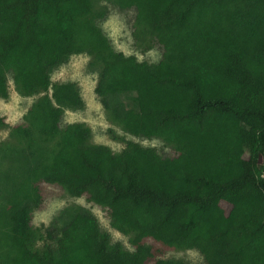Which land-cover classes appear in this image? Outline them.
I'll use <instances>...</instances> for the list:
<instances>
[{
    "label": "trees",
    "instance_id": "obj_1",
    "mask_svg": "<svg viewBox=\"0 0 264 264\" xmlns=\"http://www.w3.org/2000/svg\"><path fill=\"white\" fill-rule=\"evenodd\" d=\"M101 1L133 15L136 47H160L159 62L113 47ZM80 54L99 71L111 121L173 155L136 142L116 152L85 123H63L85 102L52 73ZM9 77L20 95H43L0 148V264H189L156 259L146 239L195 249L205 264H264V0H0V99ZM43 184L104 209L135 250L81 205L44 234L33 225Z\"/></svg>",
    "mask_w": 264,
    "mask_h": 264
},
{
    "label": "rangeland",
    "instance_id": "obj_2",
    "mask_svg": "<svg viewBox=\"0 0 264 264\" xmlns=\"http://www.w3.org/2000/svg\"><path fill=\"white\" fill-rule=\"evenodd\" d=\"M98 7L108 8V15L99 22V26L108 36L116 50L128 56L134 55L139 61L159 62L162 57V49L160 47L154 46L145 53L136 47L132 35V14L122 13L104 1L98 2ZM90 62L91 57L89 55H73L52 73L53 83L76 82L85 102V107L82 110H65L63 123H85L92 130V143L107 145L116 152L123 150L128 142H136L144 147L154 148L160 154L173 155L175 153L173 144L159 138L140 139L133 137L126 134L120 126L111 121L100 101V97L95 92L99 71L91 69ZM8 91V99H0V115L5 117L6 122L9 124L0 130V148L16 143L10 136L11 128L24 121V116L30 106L43 95L39 94L33 97L20 95L10 77L8 78ZM115 136L116 138H114ZM2 164L3 168L8 167L6 162ZM41 188L43 189L44 204L42 209L34 212L33 225L41 229L44 234L46 233V228L63 209L81 205L96 217L101 230L110 235L113 243L120 242L125 249L135 250L130 243V237L113 229L106 211L98 205L88 202L85 197H73L59 186L43 184ZM144 242L155 250H162L157 253L156 259H175L189 264H205L202 255L195 249L164 248L152 239H146ZM49 243L44 238L37 242L36 248L43 249Z\"/></svg>",
    "mask_w": 264,
    "mask_h": 264
},
{
    "label": "water",
    "instance_id": "obj_3",
    "mask_svg": "<svg viewBox=\"0 0 264 264\" xmlns=\"http://www.w3.org/2000/svg\"><path fill=\"white\" fill-rule=\"evenodd\" d=\"M260 162L263 163L264 162V158L261 156L260 158Z\"/></svg>",
    "mask_w": 264,
    "mask_h": 264
}]
</instances>
